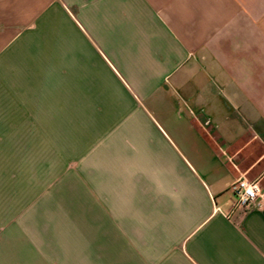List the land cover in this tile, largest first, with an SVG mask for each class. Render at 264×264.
Wrapping results in <instances>:
<instances>
[{
    "label": "crops",
    "instance_id": "0c3cea01",
    "mask_svg": "<svg viewBox=\"0 0 264 264\" xmlns=\"http://www.w3.org/2000/svg\"><path fill=\"white\" fill-rule=\"evenodd\" d=\"M0 68L39 70L56 115L122 117L81 191L41 184L31 128L0 140V264H264V209L228 192L264 185V0H0Z\"/></svg>",
    "mask_w": 264,
    "mask_h": 264
},
{
    "label": "rangeland",
    "instance_id": "374dc122",
    "mask_svg": "<svg viewBox=\"0 0 264 264\" xmlns=\"http://www.w3.org/2000/svg\"><path fill=\"white\" fill-rule=\"evenodd\" d=\"M115 68L122 76V69L118 66ZM105 78L104 85L96 83L95 89L97 96L106 100L96 101L95 105L101 110V106H104V110L108 111L113 110L118 102H115L113 97L106 96L105 89L109 90L110 94H119L121 97L122 91L106 71ZM54 90V84L49 79L42 78L37 69L0 68V140L13 136L15 140L22 139L23 128H31V139L45 142L47 164L45 178L41 184L45 183L48 190L58 187L79 188L81 191L86 184L76 173L83 174L87 171V153L94 152L93 148L87 146L107 140L108 132L102 128V117L95 114L90 117L83 116L85 110L81 107L86 108L88 105L83 100L74 102L78 104V108L73 109L75 115H56L53 101L50 100L54 98ZM177 105L182 107L179 101ZM106 121L107 125L104 127H109L119 124L122 117H107ZM95 129L100 130L94 134ZM86 182L88 183L87 180ZM112 201L113 204L118 203V198H112Z\"/></svg>",
    "mask_w": 264,
    "mask_h": 264
},
{
    "label": "built area",
    "instance_id": "2783aa9c",
    "mask_svg": "<svg viewBox=\"0 0 264 264\" xmlns=\"http://www.w3.org/2000/svg\"><path fill=\"white\" fill-rule=\"evenodd\" d=\"M228 192L233 199L231 212L241 210L264 209V185L259 180H248L244 177L234 181Z\"/></svg>",
    "mask_w": 264,
    "mask_h": 264
}]
</instances>
